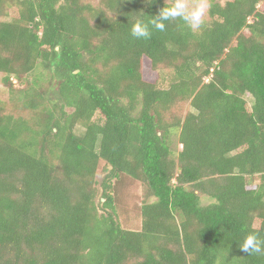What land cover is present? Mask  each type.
Here are the masks:
<instances>
[{
  "label": "trees",
  "instance_id": "trees-1",
  "mask_svg": "<svg viewBox=\"0 0 264 264\" xmlns=\"http://www.w3.org/2000/svg\"><path fill=\"white\" fill-rule=\"evenodd\" d=\"M260 2L213 0L198 30L161 32L165 0H0V264H264L239 247L264 239ZM123 177L144 186L138 229L117 220Z\"/></svg>",
  "mask_w": 264,
  "mask_h": 264
},
{
  "label": "rangeland",
  "instance_id": "rangeland-1",
  "mask_svg": "<svg viewBox=\"0 0 264 264\" xmlns=\"http://www.w3.org/2000/svg\"><path fill=\"white\" fill-rule=\"evenodd\" d=\"M93 4L98 3V0H88ZM210 1L213 0H206L207 6L209 7ZM192 2V0H190ZM207 7V10H208ZM259 9L264 8V2H260L258 4ZM206 14L204 16V20L208 18ZM245 33H247V30H244ZM3 73L0 72V101L8 102L9 99V90L7 87H5L2 83V77ZM142 76L145 80L151 81V82H158V85L163 86V82H159L161 80V72L158 70H153L150 68L149 63L147 61H144L143 67H142ZM13 84L17 86V81L15 79L12 80ZM190 109L188 102H183L182 104L178 106H174L171 109V112L165 114V119H171L172 115L176 113L179 116H182L185 114L186 111ZM82 128L77 126L76 131L79 133L81 132ZM170 144V147L174 150L173 155H176L177 151L181 148L180 144L178 143V132H173L172 135H169V138L167 140ZM106 170H104V162L99 161V164L97 166L96 172H95V180L97 181L96 187L98 188L97 196L100 193V182L105 174ZM144 186L143 184L138 181L134 180L129 177H123L115 186V195L114 199L116 204V211H117V220L120 222V224L123 227L129 228V229H138L140 227V205L143 200L144 194ZM150 201V199H148ZM207 202L206 198L203 200V203Z\"/></svg>",
  "mask_w": 264,
  "mask_h": 264
},
{
  "label": "clouds",
  "instance_id": "clouds-1",
  "mask_svg": "<svg viewBox=\"0 0 264 264\" xmlns=\"http://www.w3.org/2000/svg\"><path fill=\"white\" fill-rule=\"evenodd\" d=\"M153 0H148L152 3ZM206 0H165L164 6L157 15L152 16L150 26L156 31H164L166 22L182 20L191 30L201 28L207 10ZM144 13V12H143ZM149 24L137 18L131 26V35L136 39H147L151 36ZM240 250L248 255L264 253V239L257 233H249L239 244Z\"/></svg>",
  "mask_w": 264,
  "mask_h": 264
}]
</instances>
